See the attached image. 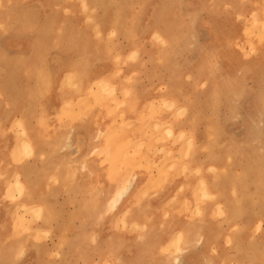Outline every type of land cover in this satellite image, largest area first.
Returning a JSON list of instances; mask_svg holds the SVG:
<instances>
[{
  "label": "rangeland",
  "instance_id": "1",
  "mask_svg": "<svg viewBox=\"0 0 264 264\" xmlns=\"http://www.w3.org/2000/svg\"><path fill=\"white\" fill-rule=\"evenodd\" d=\"M11 1L12 0H0V67H3V65L7 64L8 61L12 60V62H15L14 69L17 78L14 79L10 86L15 91L21 92L22 85L20 84L22 83V78L25 77L26 81L30 83L28 86H25L29 99L27 100V102L30 106H36L39 102V104H41V107L44 108L43 100L39 94L40 92L38 88H40V91H42L41 93L51 91V89L53 91V88H55V91L58 89L59 92L63 91L64 89L66 91L68 90L67 92L73 89L79 90V87L76 83H73L75 85L73 89L71 86L73 84L67 83L69 82V80H71L70 82H73L72 80L74 79L73 76H69V79L67 80L69 74H66L63 82H61V84H59L57 87L55 85V82H53L54 85L52 84V75L50 74L49 68H47V64L50 62V60H48L47 58L53 56V53L51 52L52 49H44L43 47L42 49L47 51L46 53L41 52L42 50L38 51L37 48L45 46L41 43H39V45H36L39 46L35 49L36 54L33 55L31 53V56L33 55L30 59L31 61L29 62L31 65L28 64L31 68H27L26 70H24L21 68L22 66H20L21 62H18L17 56L20 53L24 52L23 48L28 44V41H39V37L37 36L42 35L38 29H35L36 24L43 23L45 26V24L50 25L53 23L52 20H49L51 8H55L56 13L61 14V16H59V20L57 19L53 23V26L57 27L58 30L52 26H45V28L48 29L47 33L49 31L57 30L58 35L63 36V31H72L76 29L78 31L93 30L99 37H101L102 35H104V32H107L105 33V35H107V38H105V40L108 43L107 53H109L111 57V65L113 66V71L110 72V76L112 78V82H114V85L110 86L108 89H103V92L101 91L100 93V89H97L98 84L97 86L95 85L96 83L94 80L96 79H94L90 81L91 83L87 87L84 88V93L88 94V87H91V89L95 88L93 91L90 90L91 94L89 96H94L99 92L100 95H103V97H101L99 101L103 100V98H106L105 100H109L111 105L113 106L110 110V113H113L112 120L109 123L110 126L106 128L108 136H110L109 138L113 139V135L117 134L116 132H119V129L122 128L119 127V120L121 121L124 116H129L126 115L127 111H124L126 109L122 108L125 106L124 99L131 95V93L125 91V89L124 91H122L120 86L123 84H127L131 89V82L135 81V76L138 75L137 77L139 78L141 74L143 75L146 72L136 70L132 71L128 74V76H126V62H129L130 60H139L143 63L152 62L153 64H155L154 66L156 67V69L153 71V79H155V81H153V84L156 83V88L153 90V93L157 94L158 97H153L152 101H154L156 105L158 104V114H160V112L166 113L163 110V108L165 107L163 106L164 103L162 104L159 100L160 98L165 96L170 89H172L170 83L174 82L176 86L179 87L175 89V95L180 99V101L176 99V109L174 112L175 115H173L174 117L172 116L173 118L170 117V120H184V127L186 128V130H188L187 132L190 139L188 138V135L184 137L185 139L191 140L190 135H192L193 141H190L191 143L188 142V145H185L188 140L185 141V139L182 138L183 136H181L175 139L177 142L174 140L171 143H167V140L165 138L166 136L165 134H163V132H154L158 140V142H154V146L156 145L155 151L154 149H149L151 152L148 150V155H145L144 158L142 157V159H149L150 162L153 161V163L156 164L154 160L157 161V163H161V161L164 162V159L165 161L169 158L171 159L170 155L173 153V158L176 162H171L170 160H168L170 163L167 167L168 169H170V166L172 165L171 167L173 169V174L164 176V180L161 179L162 182L158 181L160 182V184H158L157 181H153L155 182L154 184L151 182L155 187L152 188L148 192V194L139 193L141 195V199L139 200V202H141L142 204L145 203L144 205L146 207H148L149 209L151 208L149 211L150 221L152 219L158 220V216L157 214H155V212L158 211L157 213H159L160 211H162L163 219L168 218V222L173 225L172 237L175 238V244L181 242L183 240V237L184 239L187 238L186 231L182 230L176 222L180 223L181 221H185V223H187V226L189 227L194 226V224L198 225V223L202 222V224L200 225L206 226V228H208V230H210L213 234V237L217 239L218 243H220L219 246H211V252L214 251L212 255H215L216 252L215 256H217V262H215L214 264H264V31H260L264 29V25H262L264 24V0H90L92 5L88 6H86L82 0ZM51 2L58 3V5L54 7L45 5V3L49 4ZM72 11H74L75 13ZM69 12L73 16H71ZM138 12H140L141 15H138ZM256 14L257 18L255 17ZM139 16L142 20L138 18ZM256 21H258L259 24L260 21L262 23L258 30L256 29L259 26L256 28H252V24ZM134 25L135 27H137L136 29ZM156 25H166L176 31V45L173 44L171 47L169 41L161 37L155 38L156 35H153V33H151V28ZM257 25L258 24H256V26ZM253 27L255 26L253 25ZM116 28L117 30H119L116 31ZM33 35H35V38L32 39V37H34ZM59 39L67 40L64 37ZM43 40H45V38H43ZM165 42L167 44H165ZM135 45H137L136 48H134ZM39 52L40 54H38ZM147 53H149L148 56ZM151 53L154 55V57H152ZM169 54H171V56ZM43 58L44 60L42 62ZM36 62L42 63L41 65L43 67L35 68L34 66H32ZM174 70H177V73H174ZM46 72H48L50 76L46 77ZM33 75L41 78L42 85L37 86L36 84H34L35 77H33ZM132 75L134 78H132ZM196 77H202V80L195 83L194 80L197 79ZM27 78L30 79V82ZM46 79H48L49 82L51 80V83L46 85ZM141 79L144 81L147 78H145L143 75ZM19 85L20 87H18ZM164 91L165 93H163ZM113 93H116V95L119 93L122 96V101L118 103L116 102L117 106L116 104H113L114 100L110 99V96L111 94L113 95ZM33 95L35 98L34 101H31V97H33ZM1 97H3L2 94L0 95V101L2 100ZM185 97L190 102L194 100L193 102H191L192 108H190L187 116H185V114L180 111L183 105L182 99ZM94 98L96 97L94 96ZM71 100V98L65 99L62 109L65 110V108L67 107L66 102L69 103L71 102ZM3 102L6 103V101L4 100ZM10 106L11 104L9 105V103H7V107L11 108ZM160 106L162 107L161 110L159 108ZM178 111H180L181 113L178 114ZM133 113L135 114L136 112H132V115ZM117 116H119L120 119ZM145 117V115H141L140 122L142 125H140V131H145L146 128H148L145 127V125L143 126V122L145 121L143 119ZM116 121H118L119 123ZM21 125L22 124L19 119H15L14 127H16L14 128L15 140L13 145H19V143H22L23 141L20 135H23L24 129L23 127H21ZM112 125L115 128V132H112L110 128ZM175 128L178 130L182 129L181 125L179 127L175 126ZM140 133L141 132H139V134ZM162 134L165 137L162 136ZM152 136L154 135L152 134ZM155 139L156 137L154 138V140ZM138 145H140V143ZM144 145L141 144L140 146L143 148ZM167 145L171 152L169 150L168 154H163ZM183 145L185 148L183 147ZM186 146H188L189 148ZM158 149H160L161 151H158ZM182 149H185V152L182 151ZM196 150L198 153H196ZM209 152H212V154L215 156L216 159L214 157H212V159H215L216 162L220 159L218 162L222 165L215 166L218 169L215 168L214 170H212L213 167H203L198 163V161L204 156H207ZM181 153L182 156H187V162L184 161V156L181 158ZM165 155L169 157L165 158ZM27 159L29 158L26 155L23 156V158H19L15 152L11 151V149H9L7 154L5 150H3V152L0 151V236L4 234L2 236L3 239L0 237V250L2 251H0V264H42V262L38 260V257H36V260L34 259L30 261V254L33 252L37 254L43 253L45 251L44 247L46 245V251L52 254V258H60V248L62 247V249H67L68 247V245L65 246V242L63 243V241H67V236L69 237L71 235V231H69L70 228L66 227L60 232L56 231L57 233L54 230L50 232L45 231L40 225L43 221L41 217L35 218L33 216L34 221L32 217H30V214L38 205L37 201L32 202L31 204L24 203L22 197L23 191L20 192L16 189L13 190L8 186V184L14 181L19 174V177H21L20 169L21 166H23V161H26ZM179 164L180 168L178 167ZM185 164H189L190 167L186 165V169L187 167H189V169L193 168L192 172L195 171V174L192 172L188 173L189 169L180 171L183 170L182 165H184L185 169ZM230 164H233L231 165L232 167L230 166ZM154 167L156 166L152 167L151 174L152 176L157 177L158 171H156V168ZM177 168H179V170H177ZM198 168L200 171L198 170ZM225 169L227 170V172ZM214 173L217 175H215ZM218 173L223 174L220 175ZM227 173H230L232 175L229 180L230 182L228 184V188L231 190L230 195L235 199L238 208L236 209L233 220L230 223L227 220L225 204L223 203L224 196L221 194L222 190L220 188L218 190L216 187H213L210 181V179L214 176L223 177L226 176ZM203 176L205 177L206 185L205 190L203 191L207 190L208 192L209 190V192H211L214 197H211V193H203L198 189L199 187L201 188V190L204 189L202 188L203 182L198 179V177L200 178ZM172 179L175 180L172 181ZM188 180L191 181L189 182ZM166 182L167 185L172 184V191L168 190L166 192ZM6 184L8 187H6ZM107 185L109 187L108 191H111L112 188H114L115 183L109 182ZM93 187L94 195L91 197H93L95 204L94 206L100 208L102 206V204L100 203H102V197L105 192L102 193L101 190L99 191L98 186ZM185 187L190 190L188 191ZM6 189L7 191H12L11 196H7V194L5 193ZM196 190L198 191V193H196ZM108 191H106V193ZM82 192H84L83 194H86L87 191L84 189V191ZM71 193L72 195L74 194L73 196H77L73 191L69 192L68 194L70 195ZM164 193L167 194V197H165ZM202 194L209 195L205 197L202 196ZM198 196L199 198H197ZM200 196L202 199H200ZM208 196H210L211 198H207ZM64 197V195H60L57 200L60 202L64 199ZM100 198L102 200H100ZM187 198L189 199L188 201H186ZM172 199H174V201ZM168 204H171V206H169ZM25 205H28V207H31L33 209L31 210V213L27 211V207ZM186 205H188L187 209H183L186 208ZM75 206L76 201L68 202L65 208L66 210L64 211L65 217H62V221L65 220L67 222H71V219H67V215L76 210ZM218 206L220 207L217 208ZM169 207H171V210ZM21 208L23 211L21 210ZM119 208L120 205H118V207H116V209H114L113 211L111 210V216L108 214H106L105 216V222L108 226L106 229L107 237H113L116 240V236L124 237L125 234L134 231V233L142 235L144 230V225L142 224V222L138 221L136 223L130 224L128 223L129 219H131V217L129 216L126 220H124L123 218L122 220H119L121 216V213L118 210ZM197 209L199 211H196L195 213V210ZM167 210L169 211V215H167ZM12 212L14 214H12ZM33 213H35V216H37L35 211ZM33 213L31 215H33ZM11 214L13 216L19 214L18 218H21V221H19V223L17 221L12 222L13 218L11 217ZM174 214L176 215L174 216ZM53 216L55 219L56 217L54 214ZM116 216L118 217V220H113L112 217ZM22 217L26 221H22ZM25 217H27V219H25ZM29 218L32 219V221H28ZM173 219L175 220L173 221ZM75 220L76 219H74V221ZM204 220H207V222ZM101 221H97L98 225L94 223L95 229H98V233H100V235ZM22 222L23 224L29 222L30 225L28 224L26 228L25 226L20 227L21 225L23 226ZM173 222L175 224H173ZM51 223L54 225L56 222L52 221ZM112 223L114 224L112 225ZM121 223H126L127 226L124 224L122 225ZM224 223L225 226H223ZM17 224L18 227H16ZM133 224L134 228L138 227L139 229H134ZM28 227L30 229H28ZM19 229L21 230V232ZM131 229L133 230L131 231ZM42 232H46L43 233L44 236L41 235ZM122 232L124 235L122 234ZM178 233L180 234V237L179 235L177 236ZM15 238L17 239L15 240ZM30 238L31 240L33 239V241H31ZM78 243L79 244H76L73 247L75 252L78 253L76 254V257L74 259L76 261H72V264H85L86 260L85 258H83V256L85 255L80 251L82 248V244L80 242ZM242 244L245 245L243 246ZM6 245L8 246L6 247ZM177 247H179V245ZM180 247H185V250L189 248L186 246ZM135 248V246H121L120 252H122V254L124 252L133 254V250H135ZM22 250L25 251V253ZM198 253V250L191 252L189 262L193 264L196 263L199 260L196 256ZM97 262L98 259L94 260L93 263ZM135 264H140V262H137Z\"/></svg>",
  "mask_w": 264,
  "mask_h": 264
},
{
  "label": "bare ground",
  "instance_id": "2",
  "mask_svg": "<svg viewBox=\"0 0 264 264\" xmlns=\"http://www.w3.org/2000/svg\"><path fill=\"white\" fill-rule=\"evenodd\" d=\"M13 1V0H12ZM11 1V2H12ZM83 2H84V4L86 5V6H88V5H92V3H91V1L90 0H82ZM22 2V1H21ZM76 2V1H75ZM150 2V1H149ZM25 3V2H24ZM52 3V2H51ZM66 3V2H65ZM77 3V2H76ZM1 4V3H0ZM10 4V3H9ZM68 4V3H67ZM70 4H74V3H70ZM98 4V3H97ZM181 4V3H180ZM8 5V4H7ZM24 5V4H23ZM52 5V4H51ZM62 5H63V3H62ZM149 5V4H148ZM47 7V6H46ZM52 7V6H51ZM61 7V6H60ZM76 7V6H75ZM152 7H153V5H152ZM4 8V7H3ZM57 8V7H56ZM10 9V8H9ZM8 9V10H9ZM53 9V8H52ZM51 9V10H52ZM140 9V8H139ZM143 9V8H142ZM69 11V10H68ZM142 11V10H141ZM11 12V11H10ZM72 12H74V11H72ZM12 13V12H11ZM70 13V12H69ZM68 13V14H69ZM75 13V12H74ZM139 14L138 15H141L140 14V12H138ZM66 14V13H65ZM58 15V14H57ZM70 15H71V13H70ZM137 15V14H136ZM255 15V14H254ZM59 16V15H58ZM71 16H73V15H71ZM256 18H257V14H256V16H255ZM10 18V17H9ZM58 18V17H57ZM138 18H140L141 19V17L139 16ZM59 20V19H58ZM136 20H139V19H136ZM142 20V19H141ZM145 20V19H144ZM54 18H53V23H54ZM40 22V21H39ZM58 22V21H57ZM78 22V21H77ZM53 23L52 24H45V26L47 27V26H52V27H54L53 26ZM138 23V22H137ZM149 23V22H148ZM66 24V23H65ZM82 24V23H81ZM81 24H80V26H81ZM211 24V23H210ZM256 24H258L257 26H256ZM261 21H260V24L258 23V21H256V22H254L253 24H252V28H256V27H258L256 30H258L259 28H260V26H261ZM83 25V24H82ZM89 25V24H88ZM149 25V24H148ZM212 25V24H211ZM244 25V24H243ZM253 25L255 26V27H253ZM262 25H264V24H262ZM45 26H44V24L43 23H38V24H36V26H35V29H38L39 31H40V33L43 35L44 34V36L43 37H47V30L48 29H46L45 28ZM56 26V25H55ZM64 27H65V25H64ZM134 27H135V25H134ZM148 27V26H147ZM54 28H56L57 29V27H54ZM80 28H82V27H80ZM137 27H135V29H136ZM250 29V28H249ZM53 30V29H52ZM58 30V29H57ZM119 30V29H118ZM117 30V28H116V31H118ZM142 30H143V27H142ZM147 30V29H146ZM260 31H264V29L263 30H260ZM260 31H259V34H260ZM35 32V31H34ZM49 32H51V31H49ZM61 32V31H60ZM67 32H69V31H63V33H64V35H65V33H67ZM250 32V31H249ZM256 32V31H255ZM55 33V32H54ZM138 33V32H137ZM137 33H136V35H137ZM151 33H153V35H156V37L155 38H157V37H161V38H163V39H165V40H167V41H169V43H170V46L172 47V45L174 44V45H176V38H175V35L177 34V32L176 31H174L173 29H171L169 26H166V25H163V26H161V25H156V26H153L152 28H151ZM189 33V32H188ZM252 33V32H251ZM141 34V33H140ZM143 34V33H142ZM246 34V33H245ZM248 34H250V33H248ZM53 34H51V36H52ZM63 35V34H62ZM118 38V37H117ZM258 38H259V36H258ZM33 39V38H32ZM38 39V38H37ZM40 39H42L41 37H40ZM40 39H38L39 41H40ZM67 40H68V38H66ZM129 40V39H128ZM133 40V39H132ZM137 40V39H136ZM171 40H172V43H171ZM59 41H62V40H60V39H58V42H56L55 43V47H60V42ZM93 41V40H92ZM26 42V41H25ZM134 42H135V40H134ZM148 42H149V40H148ZM70 43L71 42H69V40L67 41V44H65V45H67V47H70ZM94 43V42H93ZM144 43H146V42H144ZM163 43V42H162ZM240 43V42H239ZM123 44V43H122ZM130 44V43H129ZM135 44H137V43H135ZM165 44H167L166 42H165ZM39 45V44H38ZM71 45H72V43H71ZM41 46V45H40ZM141 46V45H140ZM197 46V45H196ZM9 47V46H8ZM39 47V46H38ZM137 47V45H135V47L134 48H136ZM149 47V46H148ZM156 47V46H155ZM41 48V50H42V47H40ZM92 48V47H91ZM116 48V47H115ZM147 48V47H146ZM12 49V48H11ZM68 49V48H67ZM27 50V49H26ZM40 50V49H39ZM100 50V49H99ZM104 50V49H103ZM248 51V50H247ZM6 52H7V50H6ZM15 52V51H14ZM47 52V51H46ZM153 52V51H152ZM30 53V52H29ZM8 54V53H7ZM11 54H12V52H11ZM61 54V53H60ZM140 54V53H139ZM148 54L149 53H147V56H148ZM215 54V53H214ZM34 55V54H33ZM32 55V56H33ZM151 55H152V57H154V55L151 53ZM170 56H171V54H169ZM8 56V55H7ZM32 56H31V54H25L24 52H22V53H20L18 56H17V59H18V62H21L20 64H18V65H20V66H29L28 64H30L29 62L31 61L30 59L32 58ZM58 56V55H57ZM56 56V57H57ZM64 56V55H63ZM68 56V55H67ZM138 56H140V55H138ZM159 56V55H158ZM176 56V55H175ZM174 56V57H175ZM66 57V56H65ZM89 57V56H88ZM101 57V56H100ZM152 57H150V58H152ZM221 58V57H220ZM20 59V60H19ZM48 59V58H47ZM55 59V58H54ZM59 59V58H58ZM169 59V58H168ZM1 60V59H0ZM4 60V59H3ZM11 60V59H10ZM43 60H44V58L42 59V62H43ZM46 60V59H45ZM49 60H51V59H49ZM60 60V59H59ZM136 60V59H135ZM222 60V59H221ZM27 61V62H26ZM66 61V60H65ZM128 61V60H127ZM131 61V60H130ZM130 61H129V63H130ZM139 61V60H138ZM150 61H152V60H150ZM220 61V60H219ZM7 62V61H6ZM89 62V61H88ZM221 62V61H220ZM219 62V63H220ZM45 63H46V61H45ZM127 63V62H126ZM137 63V62H136ZM152 63V62H151ZM157 63V62H156ZM167 63V62H166ZM15 62H12V60L11 61H8L7 62V64H5V65H3V67H0V93L3 95V97H1L2 98V100H4V101H6L7 103H10L11 105H12V107H13V111H16L17 109L18 110H20V108H25L26 107V104H25V106L23 107V105L24 104H22V100H23V98H22V92H19V91H15L11 86H10V84H12V82L14 81V79L15 78H17V75H16V73H15V69H14V67H15ZM42 63H34L32 66H34L35 68L36 67H43L42 65H41ZM163 64V63H162ZM161 64V65H162ZM31 65V64H30ZM97 65H99V64H97ZM128 65V64H127ZM134 65V64H133ZM132 65V66H133ZM136 66H137V64H135ZM172 65V64H171ZM19 66V67H20ZM89 66V65H88ZM218 66H219V64H218ZM79 67V66H78ZM77 67V68H78ZM97 67V66H96ZM127 67V66H126ZM31 68V67H30ZM67 68V67H66ZM86 68V67H85ZM123 68V67H122ZM128 68V67H127ZM126 68V69H127ZM129 68H130V66H129ZM222 68H223V66H222ZM44 69V68H43ZM89 69V68H88ZM87 69V70H88ZM95 69V68H94ZM125 69V70H126ZM215 69V68H214ZM218 69V68H217ZM60 70V69H59ZM77 70V69H76ZM34 71V70H33ZM54 71H55V69H54ZM123 71H124V69H123ZM51 72V71H50ZM92 72H93V70H92ZM35 73V72H34ZM41 73H43V72H41ZM52 73V72H51ZM50 73V74H51ZM82 73V72H81ZM81 73H79V72H76V71H72V72H69L68 74V78H67V80L69 79V76H73V77H76V75L77 74H81ZM139 73V72H138ZM174 73H177V70H174ZM50 74L48 73V72H46V77H48V76H50ZM84 74V73H83ZM86 74V73H85ZM212 74V73H211ZM28 75V74H27ZM126 76H128V74H125ZM55 76V75H54ZM138 76V75H137ZM33 77H35L34 79H35V82H37V81H41V78H39V77H37L36 75H33ZM29 78H32V77H29ZM43 78V77H42ZM117 78V77H116ZM132 78H134L133 77V75H132ZM197 78V77H196ZM202 77H199V78H197V79H195L194 81H195V83H197V82H199V81H201L202 79H201ZM23 79V78H22ZM28 79V78H27ZM77 79V78H76ZM83 79H85V78H83ZM112 78H111V76H110V73H107V74H103L102 76H100V77H98V78H96V80H94L95 81V85L97 86V84H98V88L97 89H100V93H101V91L103 92V89H108L110 86H112V85H114L113 83L114 82H112V80H111ZM30 79H28V81H29ZM45 80V79H44ZM47 80V79H46ZM81 80V79H80ZM137 80V79H136ZM152 80V79H151ZM71 80H69V82H67L68 84L69 83H72V82H70ZM93 81V82H94ZM130 81V80H129ZM176 81H177V79H176ZM20 82V81H19ZM30 82V81H29ZM52 82H53V80H52ZM65 82V83H66ZM83 82V81H82ZM50 83H51V80H50ZM91 82H89V80H87V83H86V87L90 84ZM132 84L133 83H135V81H133V82H131ZM53 85H54V83H52ZM132 84H131V89L129 88V86L127 85V84H123V85H121L120 86V88H121V90L122 91H124V89H125V91H127V92H130L131 94H132V91H133V89L135 90L136 88H133L132 87ZM21 85V84H20ZM20 85L18 86V87H20ZM81 85V84H80ZM170 85H171V87H172V89H168L169 91L167 92V90H166V95L165 96H163L162 98H160V102L163 104L164 103V105L163 106H165L164 108H163V110L165 111V110H167V112L166 113H161L160 112V114H158V104L156 105L155 104V102L154 101H152V100H150L148 103H147V107L145 106L144 107V110H142L141 112H136L135 114H133V115H129V116H124L123 117V119L120 121L119 120V122H120V126L119 127H122V128H120L119 129V132L117 131L116 133L117 134H114L113 135V139L112 138H105L103 141H104V143H105V147L102 149L101 148V150L98 152V150L97 151H95V153H94V157L95 158H99V160L101 161V163L102 162H104V164L105 163H108V164H110V166H114V167H116L117 168V164H121V165H125V169H124V167L123 168H121V169H119L120 171H118V170H116V169H113L112 167H109V170H110V178H111V180L112 181H110V183L111 182H114L115 183V186H114V188H112V190L110 191H108V189L107 190H105L104 188H103V186H101L103 183L102 182H95V183H91L89 186H88V188L89 187H91V186H98L99 187V191L101 190V192L103 193V192H105L104 193V195H103V200L100 198V200H102V203H100V204H102V206L99 208H97V206H94L95 204H94V200H93V197H91L90 195H87V193H88V191L86 192V194H83L84 192H82V191H84V189L86 190L87 188V183L85 184V182H83V183H81V182H76V181H72V180H70V179H67V180H63V179H66V178H68V177H66V174L67 175H69L68 174V171H67V169H66V161L64 162V160H63V158H60V159H58V160H56L57 159V157H55L54 156V154H55V152L57 153V151H55L53 148H51V150L48 152V153H46L47 154V156L46 155H44L43 154V151H41V150H38V148H37V140H36V138H34V137H32L33 135H28L26 132H25V130H24V132H23V135H20L21 137H22V139H23V141H22V143H19V145H13V147H12V149H11V151L12 152H15L16 153V155L19 157V158H23V156H27L28 158H31L30 159V161H29V159L27 160V161H29V162H25V164H23V166H21V169H20V173H21V177H19V175L17 176V178L16 177H14V178H16L14 181H12V182H10L9 184H8V186L10 187V188H12L13 190L14 189H16V190H18V191H20V192H22L23 191V195H22V197H23V202L24 203H26V204H31L32 202H36L37 201V207L33 210L31 207H28V205H25L26 207H27V211L29 212V213H31V210H33V212L35 211L36 212V215L37 216H35V213H33V215H31L30 214V217H32V219L35 217V218H38V217H41V219H43V221H42V224H40L41 225V227L45 230V231H52V230H54L55 232L57 231V232H60L61 230H63V229H65L66 227H69L70 228V230L69 231H71V235L68 237L67 236V241L65 240V241H63V243L65 244V246L66 245H68V247H67V249H62V247L60 248V252L59 253H61V255H59V257H60V261L59 262H57V263H49V264H65V259H66V256L68 255V253H69V251H70V257L72 258V257H74L78 252H75V250L74 249H72V247H74L73 245H71V243H72V241H73V239H76L77 238V240L75 241V244H79L78 242H80L81 244H82V248H81V252L82 253H84V255L85 256H83V258H85L86 259V261H87V257H90V255H94V256H96V257H98L100 260L97 262V263H93V264H135V263H137L138 262V260L137 261H135L134 259L136 258V256L134 255V256H126V257H124L123 255L124 254H122V252H120V248H121V246H128L127 244L129 243V242H133V239H132V237H140L141 239L142 238H148V237H154V235H151V224H153V223H151L150 224V222H148V219H150L149 218V216L148 215H145L144 217H143V221H142V224L144 225L143 227H144V230H143V234L142 235H136V236H134V235H130V236H125L124 234H123V232H122V234L124 235V237H120V236H116V240L113 238V237H108V238H103L102 239V237H101V235L102 234H104V233H102L101 235H100V233H98L99 231H98V229H95V226L93 227V226H91V225H93L92 223H95L96 225H98V223H97V221H101L102 219H104L105 218V216H106V214H108V215H110V212H111V210L113 211L114 209H116V207H118V205H120V208L118 209L119 210V212L121 213L120 215L122 216H120V218H119V220H122V218L124 219V220H126L127 219V217L129 216V217H131V219H129V222L128 223H136V222H138L137 221V219H135V217H137L136 215H138L139 213H142L141 212V210L143 209V210H145L146 211V207H144L143 205L145 204H142L141 202H139V200L141 199L140 198V194H148V192L152 189V188H154L155 186H153L152 185V183L154 184L155 182H153V181H160V182H162L161 181V179L162 180H164V176H167L168 174H169V171H172L171 169H172V165L170 166V170L168 169V167L167 166H169V161L168 160H170L171 162H174L175 160H174V158H173V156H174V154L172 153L170 156H171V159L169 158V159H167L166 161H165V159H164V162H162L161 161V163L159 164V163H157V161H155L154 160V162H156V164L155 163H153V161L152 162H150V160L149 159H142V157L144 158V156L145 155H148V150L150 149V150H152V149H154V151H155V146H154V142H158V140H157V136H156V134L154 133V132H158V131H161V132H163V134H165V136L162 134V136H164L165 138H166V140H167V143H171L172 141H174L176 138H179V137H181V136H183L182 138L183 139H185V137L188 135V130H186V128L184 127V123H183V121H182V119H181V121H177V120H170V117H172L173 115H175L174 114V112H175V105H176V99H178L179 101H180V99L175 95V89L176 88H179V87H177L176 86V84L174 83V82H172V83H170ZM32 86V85H31ZM72 86V89H73V87L75 86L74 84L73 85H71ZM42 87V86H41ZM81 87V86H80ZM170 87V88H171ZM33 88V87H32ZM31 88V89H32ZM117 88V87H116ZM201 88H203V87H201ZM54 89V88H53ZM68 89V88H67ZM95 89V88H94ZM94 89H91V87H88V94L86 93L85 95H90L91 94V91L90 90H94ZM151 89V88H150ZM20 90V89H19ZM38 90H39V92L41 93L42 91H40V88H38ZM61 90V89H60ZM113 90V89H112ZM146 90H148V89H146ZM164 90V89H163ZM21 91V90H20ZM68 91V90H67ZM96 91V90H95ZM157 91H159V90H157ZM53 92V91H52ZM97 93L96 95H94L96 98H94V100L96 99V101L98 102L99 100H100V98L101 97H103V95H100V93ZM146 92V91H145ZM161 92V91H160ZM33 93V92H32ZM31 93V94H32ZM36 93V92H35ZM62 93V92H61ZM68 93V92H67ZM69 93H71V92H69ZM163 93H165V91L163 92ZM0 94V95H1ZM24 94V93H23ZM25 94H26V92H25ZM73 94H74V92H73ZM72 94V95H73ZM95 94V93H94ZM104 94V93H103ZM160 94V93H159ZM162 94V93H161ZM179 94V93H178ZM36 95V94H35ZM70 95V94H69ZM126 95V94H125ZM141 95V94H140ZM146 95V94H145ZM38 96V95H37ZM41 96V95H40ZM93 96V95H92ZM137 96V95H136ZM64 97V96H63ZM130 97L132 98V95H130ZM32 99H31V101H34V95H33V97H31ZM93 98V97H92ZM39 99V98H38ZM81 99H83V98H81ZM81 99H80V102H84V101H81ZM86 99H88L89 100V98H85L84 100H86ZM104 99V98H103ZM106 99V98H105ZM104 99V100H105ZM110 99L111 100H114L113 101V104L115 105L116 104V102L118 103V102H121L122 100H120L118 97H117V95H116V93H113V95L111 94V96H110ZM43 100V99H42ZM138 100V99H137ZM136 100V101H137ZM183 100V105H182V108H181V112L183 113V114H185V116H187V114H188V112H189V110H190V108H192L191 106V102H193V101H189L186 97L185 98H183L182 99ZM39 101V100H38ZM143 101H144V99H143ZM142 101V102H143ZM41 102V101H40ZM88 102V101H87ZM87 102H84L85 104H87ZM139 102V101H138ZM2 103V102H1ZM83 103V104H84ZM107 103V102H106ZM109 103H110V101H109ZM180 103V102H179ZM85 104H84V106H85ZM98 104V103H97ZM129 105H130V102L128 103ZM66 105H67V107H69V108H65V110L63 109V111L64 112H66V111H69V109L71 108V106H75L76 104H72L71 102H69V103H67L66 102ZM95 105V104H94ZM41 106V105H40ZM63 106H64V103H63ZM62 106V107H63ZM78 106V105H77ZM92 106V105H91ZM91 106H90V108H91ZM99 106V105H98ZM102 106H103V104H102ZM116 106H117V104H116ZM36 107L37 106H33V105H29V106H27L26 107V109H27V111H26V113L25 112H23L22 114H24L25 113V115L27 116L28 114H32V112L36 109ZM109 107V106H108ZM113 106L111 105L110 106V110H111V108H112ZM37 108H39V107H37ZM88 108V107H87ZM92 108H93V106H92ZM95 108V107H94ZM93 108V109H94ZM107 108V107H106ZM134 108H135V106H134ZM160 108V110H161V106L159 107ZM40 109V108H39ZM50 109V108H49ZM79 109V108H78ZM81 109V108H80ZM122 109H124V107L122 108ZM17 110V111H18ZM91 110V109H90ZM36 111V110H35ZM45 111V110H44ZM76 112V110H73V112ZM86 111H87V109H86ZM89 111V110H88ZM125 112L127 111V110H124ZM180 111H178V114L179 113H181ZM49 112H52V111H49ZM91 112V111H90ZM93 112V111H92ZM101 112V111H100ZM111 112V111H110ZM128 112V111H127ZM134 112V111H133ZM81 113V112H80ZM116 113V112H115ZM123 113V112H122ZM5 114V113H4ZM49 114V113H48ZM77 114V113H76ZM89 114H91V113H89ZM101 114V113H100ZM111 114V113H110ZM128 114H130V111H129V113ZM127 113H126V115H128ZM25 115H23V116H25ZM43 115H45V114H43ZM64 115V114H63ZM68 115V114H67ZM70 115V114H69ZM78 115V114H77ZM119 115V114H118ZM141 115H145L146 117L143 119V120H145L143 123V126L145 125V127H148V128H146V130L145 131H140L139 130V128H141V126L140 125H142L141 124ZM151 115V116H150ZM9 116V115H8ZM7 116V117H8ZM73 116V115H72ZM112 116H113V113L110 115V117H111V119H110V122H111V120H112ZM148 116V117H147ZM178 116V115H177ZM6 117V118H7ZM35 117V116H34ZM63 117V116H62ZM117 117H119V116H117ZM122 117V116H121ZM174 117V116H173ZM172 117V118H173ZM2 118V117H1ZM32 118H33V116H32ZM178 118V117H177ZM180 118H182V117H180ZM183 118H184V116H183ZM34 119V118H33ZM96 119V118H95ZM119 119H120V117H119ZM176 119V118H175ZM97 120V119H96ZM118 120V119H117ZM32 121V120H31ZM44 121V120H43ZM79 121H81V119H79ZM85 121V120H84ZM24 122V121H23ZM116 122H118V121H116ZM116 122H115V124H116ZM118 122V123H119ZM81 123V122H80ZM83 123V122H82ZM73 124V123H72ZM98 124V123H97ZM177 124V125H176ZM191 124V123H190ZM87 125V124H86ZM90 126L92 125V124H89ZM98 125H100V124H98ZM118 125V124H117ZM117 125H116V129H117ZM181 125V127H182V129H176L175 128V126H177V127H179ZM33 126V125H32ZM39 126V125H38ZM93 126V125H92ZM108 126H110V124L108 125ZM16 127V126H15ZM14 127V128H15ZM21 127H22V125H21ZM35 127V126H34ZM40 127H41V125H40ZM61 127V126H60ZM72 127V126H71ZM76 127V126H75ZM74 127V128H75ZM89 127V126H88ZM87 127V128H88ZM13 128V129H14ZM49 128V127H48ZM86 128V127H85ZM111 128V130H112V132H115L114 131V127H113V125L110 127ZM17 129V128H16ZM28 129V128H27ZM51 129V128H50ZM79 129V128H78ZM109 129V128H108ZM19 130H20V128H19ZM30 130V129H29ZM69 130V129H68ZM74 130V129H73ZM165 130V131H164ZM48 131H50V130H48ZM63 131V130H62ZM77 131H79V130H77ZM32 132V131H31ZM36 132V131H35ZM60 132V131H59ZM105 133V135H106V137H110V136H108V133H107V129L105 130V131H101L100 129L98 130V133L96 134V136L98 135L99 137L101 136V134L102 133ZM139 132H141L140 134H139ZM191 132V131H190ZM33 133V132H32ZM109 133H110V131H109ZM151 133V134H150ZM34 134V133H33ZM41 134V133H40ZM39 134V135H40ZM72 134V133H71ZM81 134V133H80ZM148 134H150V135H148ZM152 134L154 135V136H152ZM192 134V133H191ZM2 135V134H1ZM0 135V136H1ZM56 135V134H55ZM58 135V134H57ZM56 135V136H57ZM116 135V136H115ZM51 136V135H50ZM112 136V135H111ZM115 136V137H114ZM185 136V137H184ZM191 136V140H189L190 139V137H189V135H188V138L189 139H185V141H187L186 143H185V145L187 144L188 145V142L189 143H191L190 141H193L192 140V135H190ZM64 137V136H63ZM156 137V139L154 140V138ZM20 139V138H19ZM216 139V138H215ZM63 140V139H62ZM73 140V139H72ZM80 140H81V138H80ZM79 140V141H80ZM151 140V141H150ZM164 140V139H163ZM180 140H181V138H180ZM20 141V140H19ZM53 141V140H52ZM54 141H55V139H54ZM57 141V140H56ZM73 141H75V139L73 140ZM152 141H153V143H152ZM176 141V140H175ZM10 142V141H9ZM50 142V141H49ZM64 142V141H63ZM81 142V141H80ZM177 142V141H176ZM184 142V141H183ZM204 142H205V140H204ZM41 143V142H40ZM52 143V142H51ZM92 143V142H91ZM140 143V145L142 144V145H144L143 146V148L140 146V145H138ZM181 143V142H180ZM43 144V143H42ZM49 144V143H48ZM62 144V143H61ZM74 144H76V143H74ZM94 144V143H93ZM46 144H44V146H45ZM73 145V144H72ZM78 145V144H77ZM176 145V144H175ZM5 146H7V145H5ZM52 146V145H51ZM154 146V147H153ZM160 146V145H159ZM179 146V145H178ZM197 146V145H196ZM2 147V146H1ZM61 147V146H60ZM81 147V146H80ZM92 147V146H91ZM183 147H184V145H183ZM186 147H188V146H186ZM222 147V146H221ZM7 148V147H6ZM40 148H43V147H40ZM49 148V147H48ZM73 148V147H72ZM178 148V147H177ZM185 148V147H184ZM189 148V147H188ZM223 148V147H222ZM1 149V148H0ZM95 149H96V147H95ZM94 149V150H95ZM197 149V148H196ZM221 149V148H220ZM146 150V151H145ZM149 150V151H150ZM156 150H157V148H156ZM160 149H158V151H159ZM169 148H168V145H167V147H166V149L164 150V153L163 154H168L169 153ZM172 150H173V148H172ZM185 150V149H184ZM183 149H182V151H184ZM203 150V149H202ZM161 151V150H160ZM163 151V150H162ZM200 151V150H199ZM146 152V153H145ZM151 152V151H150ZM170 152H171V150H170ZM175 152V151H174ZM185 152V151H184ZM194 152V151H193ZM62 153V152H61ZM69 154H70V152H68ZM104 154L103 156H101L100 154ZM196 153H198L197 152V150H196ZM162 154V153H161ZM188 154V153H187ZM222 154V153H221ZM40 156V158L43 156V157H47V158H42V160L40 161V164L39 165H35L34 164V162L36 161V158H35V156ZM59 155V154H58ZM61 155V154H60ZM192 155V154H191ZM138 156V157H137ZM176 156H178V155H176ZM184 156V161H186L187 159H186V157H185V155H183ZM182 156V153H181V158L183 157ZM13 157V156H12ZM55 157V158H54ZM67 157V156H66ZM86 157H88V156H86ZM166 157H169V156H167V155H165V158ZM212 157H214L215 158V156L212 154V152H209L208 154H207V156H204L202 159H200L199 161H198V163L201 165V166H203V167H207V166H211V167H213L212 168V170H214L216 167L215 166H221L222 164L221 163H219L218 161L220 160H218L217 162L215 161V159L213 160L212 159ZM159 158V157H158ZM161 158V157H160ZM178 158V157H177ZM235 158V157H234ZM155 159V158H154ZM56 160V161H55ZM24 162V161H23ZM130 162H132V163H130ZM176 162V161H175ZM187 162V161H186ZM190 162V161H189ZM193 162V161H192ZM221 162V161H220ZM179 163V162H178ZM181 163V162H180ZM54 164H57V165H54ZM131 164V165H130ZM177 164V163H176ZM75 165H76V163H75ZM81 167L83 168V169H85L86 168V164H85V161L83 160L82 162H81ZM186 165L187 164H185V169H184V165H182V167H183V170H180V171H184V170H187V169H189V164L187 165V166H189V167H187V169H186ZM231 165H233V164H230V166ZM64 166V167H63ZM153 166H156V167H154V168H156V171H158V175H157V177L155 176H151V173H152V167ZM70 167H73V165L72 166H70ZM120 167V166H119ZM122 167V166H121ZM129 167H131L132 169L130 170V168ZM143 167V169L144 170H146V172L148 171V175H149V180L148 179H144V181H141V182H139V183H136L137 181V179H136V177H137V175H138V173H140L141 175H143V173H142V171L140 172V168H142ZM179 168H180V164H179V166H178ZM182 167H181V169H182ZM232 167V166H231ZM56 168H58V169H56ZM76 168H78L77 167V165H76ZM179 168H177V170H179ZM75 169V168H74ZM80 169V168H79ZM193 169V168H192ZM192 169H189L188 170V173H191L192 172ZM216 169H218V168H216ZM198 170H199V168H198ZM198 170H196V171H198ZM210 170V169H209ZM226 170V169H225ZM230 170V169H229ZM78 171V170H77ZM83 171V170H82ZM155 171V172H156ZM200 171V170H199ZM216 171V170H215ZM214 171V172H215ZM71 172H72V169H71ZM79 172V171H78ZM81 172V171H80ZM154 172V173H155ZM173 172V171H172ZM176 172V171H175ZM195 172V171H194ZM194 172H192V173H194ZM223 172V171H222ZM226 172H227V170H226ZM82 173V172H81ZM177 173V172H176ZM187 173V174H188ZM197 173V172H196ZM33 174H34V176H33ZM36 174V175H35ZM79 174V173H78ZM195 174V173H194ZM212 174V173H211ZM215 174V173H214ZM218 174H223V173H218ZM71 176H73L74 175V172H72L71 174H70ZM175 175V174H174ZM197 175V174H196ZM198 175H199V173H198ZM215 175H217V174H215ZM224 175H225V173H224ZM70 176V177H71ZM207 176V175H206ZM232 175L229 173H227V175L226 176H223V177H219V176H214V177H212L211 179H210V181H211V184L213 185V187H216L218 190H219V188L222 190L221 192V194L224 196L223 197V203L225 204V210H226V213H227V220L229 221V223L233 220V217H234V215H235V212H236V209H238L237 208V204H236V202H235V199L233 198V197H231V195H230V192H231V190L228 188L229 186H228V184H229V180H230V177H231ZM0 177H1V175H0ZM69 177V178H70ZM79 177V176H78ZM77 177V178H78ZM180 177V176H179ZM182 177H184V176H182ZM190 177V176H189ZM72 178V177H71ZM76 178V179H77ZM7 179V178H6ZM11 179V178H10ZM168 179V178H167ZM176 179V178H175ZM198 179L199 180H201L200 182L203 184V186H202V188H204V189H202L201 190V188L199 187L198 189L200 190V192H203V193H205V192H207V190L206 191H203V190H205V177L203 176V177H198ZM187 180V179H186ZM171 181V180H170ZM169 181V182H170ZM189 182L191 181V180H188ZM193 181V180H192ZM152 182V183H151ZM160 182H158V184H160ZM164 183V182H163ZM200 183V184H201ZM11 184V185H10ZM108 184V183H107ZM200 184H199V186H200ZM166 185H167V182H166ZM174 185V184H173ZM7 186V184H6V187H8ZM165 186V185H164ZM184 186H186V185H184ZM190 186V185H189ZM156 187H157V185H156ZM161 187V186H160ZM211 187V186H210ZM212 187V188H213ZM109 188V187H108ZM169 188V187H168ZM186 188V187H185ZM161 189V188H160ZM187 189V188H186ZM168 189H166V191H167ZM188 190V189H187ZM190 190V189H189ZM188 190V191H189ZM217 190V191H218ZM71 191H73V192H75L76 194L75 195H77V196H73L72 195V193L69 195L68 193L69 192H71ZM77 191H80V192H77ZM106 191H108L107 193H106ZM156 191V190H155ZM188 191H185V192H188ZM93 192V191H92ZM98 192V191H97ZM179 192V191H178ZM5 193L7 194V196H11V194H12V191L10 192L9 190L7 191V189H6V191H5ZM99 193V192H98ZM140 193V194H139ZM196 193H198V191L196 190ZM207 193H211V192H209V190H208V192ZM22 194V193H21ZM89 194V193H88ZM165 194V193H164ZM209 194H207V195H209ZM60 195H64L65 197H64V199L62 200V201H58L57 200V198L60 196ZM99 195V194H98ZM100 195H102V194H100ZM150 195V194H149ZM158 195V194H157ZM161 195V194H160ZM188 195V194H187ZM197 195V194H196ZM201 195V194H200ZM206 194L205 195H203L202 194V196H207ZM211 195H212V193H211ZM219 195V194H218ZM236 195V194H235ZM15 196V195H14ZM216 196V195H215ZM187 197V196H186ZM205 197H203V198H205ZM210 196H208L207 198H209ZM211 197H214V195H212ZM210 197V198H211ZM21 198V197H20ZM72 198V199H71ZM197 198H199V196L197 197ZM242 198V197H241ZM147 199V198H146ZM181 199V198H180ZM179 199V200H180ZM200 199H202L201 198V196H200ZM216 199V198H215ZM245 199V198H244ZM2 200V199H1ZM13 200V199H12ZM19 200V199H18ZM21 200V199H20ZM98 200V199H97ZM153 200V199H152ZM173 201H174V199H172ZM189 199L187 198V200L186 201H188ZM199 200V199H198ZM242 200V199H241ZM69 201H76V206H75V209L76 210H74L73 212H71V213H69L68 215H67V219H71V222H67V221H65V220H63L62 221V217L65 215L64 213V211L66 210L65 208H66V205L68 204V202ZM147 201V200H146ZM181 201V200H180ZM186 201H185V203H186ZM210 201V200H209ZM208 201V202H209ZM59 202V203H58ZM97 202V201H96ZM144 202H145V200H144ZM169 202H171V201H169ZM190 202V201H189ZM201 202H203V201H201ZM200 202V203H201ZM18 203V202H17ZM150 203V202H149ZM192 203H193V200H192ZM205 203H206V201H205ZM1 204V203H0ZM59 204V205H58ZM151 204V203H150ZM208 204V203H207ZM210 204V203H209ZM9 205V204H8ZM7 205V206H8ZM58 205V206H57ZM122 205V206H121ZM169 205V204H168ZM2 206H4V205H2ZM10 206V205H9ZM24 206V207H25ZM150 206V205H149ZM169 206H171V204L169 205ZM184 206V205H183ZM187 206L188 205H186V208H183V209H187ZM190 206V205H189ZM202 206V205H201ZM208 206V205H207ZM206 206V207H207ZM24 207H22V208H24ZM57 207V208H56ZM220 206H218L217 208H219ZM222 207V206H221ZM2 208H5V207H2ZM11 208V207H10ZM22 208H21V210H22ZM152 208H154V207H152ZM170 208V210H171V207H169ZM136 209H138L137 211H136ZM149 209V208H148ZM151 209V208H150ZM149 209V210H150ZM168 209V208H167ZM148 210V211H149ZM156 210V209H155ZM177 210V209H176ZM223 210V209H222ZM5 211V210H4ZM8 211V210H7ZM23 211V210H22ZM77 211H78V214H77ZM168 211V210H167ZM181 211V210H180ZM190 211V210H189ZM188 211V212H189ZM192 211V210H191ZM196 211H199L198 209L197 210H195V213H196ZM116 212V211H115ZM158 212V211H157ZM157 212H155V214H157ZM182 212V211H181ZM186 212V211H185ZM200 212H202V211H200ZM200 212H197V213H200ZM206 212V211H205ZM219 212H220V210H219ZM28 213V214H29ZM136 213H138V214H136ZM175 213V212H174ZM190 213V212H189ZM223 213V212H222ZM221 213V214H222ZM9 214V213H8ZM12 214H14L13 212H12ZM11 214V215H12ZM19 214H20V211H19ZM18 214V215H19ZM53 214L55 215V219H54V216H53ZM147 214V213H146ZM177 214H179V213H177ZM186 214V213H185ZM215 214V213H214ZM248 214V213H247ZM18 215H12L11 217L13 218V220H12V222H18L19 223V221H21V218H18L19 216ZM142 215V214H141ZM167 215H169V211H168V214ZM176 214H174V216H175ZM184 215V214H183ZM223 215V214H222ZM21 216V215H20ZM34 216V217H33ZM111 216V215H110ZM134 216V218H132ZM139 216H140V214H139ZM153 216V215H152ZM155 216V215H154ZM196 216H197V214H196ZM241 216H243V215H241ZM240 216V217H241ZM65 217V216H64ZM222 217V216H221ZM250 217V216H249ZM108 218V217H107ZM188 218V217H187ZM205 218V217H204ZM218 218H219V216H218ZM25 219H27V217H25ZM32 219H28V221H32ZM40 219V218H39ZM54 219V220H53ZM65 219V218H64ZM74 219H76L75 221H74ZM112 219L113 220H118V217L116 216V217H112ZM139 219V218H138ZM191 219V218H190ZM194 219V218H193ZM200 219V218H199ZM11 220V219H10ZM9 220V221H10ZM109 220H111V219H109ZM166 220H168V218L166 219ZM175 219H173V221H174ZM177 220V219H176ZM196 220V219H195ZM243 220V219H242ZM22 221H26V220H24V218L22 217ZM33 221H34V219H33ZM39 221V220H38ZM37 221V222H38ZM52 221H55L56 223L53 225L51 222ZM77 221V223H75ZM172 221V220H171ZM179 221V220H178ZM189 221H191V220H189ZM204 221H206L207 222V220H204ZM120 222V221H119ZM125 222V221H124ZM194 222V221H193ZM227 222V221H226ZM247 222V221H246ZM25 223V222H24ZM168 223V222H167ZM167 223L165 224V225H167ZM176 223H178V222H176ZM195 223H197V222H195ZM213 223V222H212ZM22 224H23V222H22ZM28 224H29V222L27 223H25V224H23V226L21 225L20 227H24L25 226V228L28 226ZM39 224V223H38ZM114 223H112V225H113ZM122 224V223H121ZM124 225H126V223H123ZM122 224V225H123ZM138 224V223H137ZM156 224V223H155ZM171 224V223H170ZM173 224H175L174 222H173ZM200 224H202V222L201 223H198V225L197 224H194V226H187V224L186 223H181V225H180V228L182 229V230H184V231H186V233H187V238L189 239V241L190 242H193V243H195V244H201V247L200 248H202V249H204L205 250V256H204V259H205V264H214L215 263V261L216 260H214V256L212 255V253L214 252H211V247H208V246H206L209 242H211V243H216V242H218V241H213L212 239L214 238L213 237V234L211 233V231L210 230H208V228H206V226H202V225H200ZM208 224H210V223H208ZM6 225V224H5ZM30 225V224H29ZM221 225V224H220ZM4 226V225H3ZM92 227V228H90V227ZM120 226V225H119ZM127 226V225H126ZM155 226V225H154ZM153 226V227H154ZM208 226V225H207ZM212 226V225H211ZM216 226V225H215ZM223 226H225V223H224V225ZM227 226V225H226ZM16 227H18V224L16 225ZM15 227V228H16ZM89 227V228H88ZM150 227V228H149ZM164 227V226H163ZM163 227H161L162 228V230H163ZM169 227H173V225H171V226H169ZM246 227V226H245ZM133 228H134V224H133ZM136 229L138 228V227H135ZM134 228V229H135ZM213 228H216V227H213ZM223 228V227H222ZM17 229V228H16ZM28 229H30L29 227H28ZM31 229H33V228H31ZM139 229V228H138ZM137 229V230H138ZM221 229V228H220ZM20 230V229H19ZM18 230V231H19ZM104 230V229H103ZM119 230V229H118ZM133 229H131V231H132ZM142 230V229H141ZM161 230V231H162ZM181 230V231H182ZM224 230V229H223ZM241 230V229H240ZM17 231V230H16ZM171 231V230H170ZM169 231V232H170ZM221 231V230H220ZM235 231V230H234ZM233 231V232H234ZM239 231V230H238ZM20 232H21V230H20ZM54 232V233H55ZM56 232V233H57ZM135 232V231H134ZM139 232V231H138ZM153 232V231H152ZM168 232V231H167ZM214 232V231H213ZM1 233V232H0ZM3 233V232H2ZM43 233H46V232H42L41 233V235H43L44 236V234ZM140 233H142V232H140ZM180 233H184V232H180ZM232 233V232H231ZM39 234V233H38ZM117 234H118V232H117ZM117 234H115V235H117ZM134 234V233H133ZM155 234V233H154ZM171 234V233H170ZM4 235V234H3ZM2 235V236H3ZM27 235V234H26ZM33 235V234H32ZM32 235H31V237H32ZM40 235V234H39ZM40 235V236H41ZM128 235V234H127ZM163 235V234H162ZM179 235V237H180V234L178 233L177 234V236ZM221 235V234H220ZM238 235V234H237ZM239 235H241V234H239ZM2 236H0L1 238H2ZM35 236V235H34ZM114 236V235H113ZM157 236H159V234L157 235ZM167 236V235H166ZM176 236V235H175ZM176 236V237H177ZM17 237V236H16ZM168 237V236H167ZM218 237V236H217ZM220 237V236H219ZM28 238V237H27ZM122 238H124V239H122ZM158 238V237H157ZM233 238H234V236H233ZM3 239V238H2ZM8 239V238H7ZM17 238H15V240H16ZM62 239V238H61ZM60 239V240H61ZM180 239V238H179ZM186 239V238H185ZM220 239V238H219ZM229 239V238H228ZM232 239V238H231ZM242 239V238H241ZM30 240H31V238H30ZM30 240H28V241H30ZM137 240H139V239H137ZM150 240V239H149ZM149 240H148V242H149ZM174 240H175V238H174ZM178 240V239H177ZM183 240H184V237H183ZM183 240H182V242H183ZM187 240V239H186ZM230 240V239H229ZM235 240V239H234ZM233 240V241H234ZM238 240H239V238H238ZM20 241V240H19ZM31 241H33V239L31 240ZM152 241V240H151ZM259 241V240H258ZM93 243V247L91 248L90 247V245L89 244H87V243ZM181 242V243H182ZM186 242V241H185ZM244 242V241H243ZM5 243V242H4ZM3 243V244H4ZM13 243V242H12ZM24 243H26V242H24ZM138 243H139V241H138ZM151 243V242H150ZM149 243V244H150ZM176 242L175 241H173L172 243H170L168 246H166V247H163V249L165 248L166 249V251L168 252H170V255H171V258H170V256H169V260H167L166 262H163V263H161V264H192V263H187V262H185L184 261V259H183V257H182V252L185 250V247H180L181 246V243H180V245H179V247H177L178 246V244H175ZM28 244V243H27ZM165 244V243H164ZM219 244V243H218ZM232 244V243H231ZM240 244V243H239ZM139 245H140V243H139ZM183 245H185L184 243H183ZM229 245V244H228ZM243 246L245 245V244H242ZM8 245H6V247H7ZM130 246H132V245H130ZM134 246V245H133ZM156 246V245H155ZM159 246V245H158ZM219 246V245H218ZM241 246V245H240ZM81 247V246H80ZM142 247H144V246H142ZM145 247H146V245H145ZM157 247V246H156ZM76 248V247H75ZM155 248V247H154ZM14 249V248H13ZM47 249V248H46ZM80 249V248H79ZM139 249V248H138ZM188 249V248H187ZM207 249V250H206ZM78 250V249H77ZM76 250V251H77ZM157 250V249H156ZM218 250V249H217ZM245 250V249H244ZM254 250V249H253ZM1 251V250H0ZM15 251V250H14ZM23 251V250H22ZM147 251V250H146ZM197 251V250H196ZM225 251V250H224ZM2 252V251H1ZM8 252V251H7ZM24 253H25V251H23ZM72 252V253H71ZM144 252V251H143ZM142 252V253H143ZM166 252V253H167ZM188 252V251H187ZM242 252V251H241ZM45 253H47L46 251H45ZM92 253V254H91ZM125 253V252H124ZM163 253H165V252H163ZM23 254V253H22ZM128 254V253H127ZM153 254V253H152ZM12 255V254H11ZM28 255V254H27ZM38 255V254H37ZM50 255V254H49ZM52 255V254H51ZM79 255V254H78ZM151 255V254H150ZM156 255V254H155ZM158 255V254H157ZM215 255H216V252H215ZM218 255V254H217ZM9 256V255H8ZM21 256V255H20ZM167 256V255H166ZM190 256H191V254H190ZM259 256H262V255H259ZM7 257V256H6ZM39 257V256H38ZM68 257V256H67ZM151 257V256H150ZM168 257V256H167ZM10 258V257H9ZM54 258V257H53ZM97 258V259H98ZM163 258V257H162ZM258 258V257H257ZM18 259V258H17ZM22 259V258H21ZM52 259V258H51ZM148 259H150V258H148ZM155 259V258H154ZM168 259V258H167ZM237 259V258H236ZM261 259V258H260ZM260 259H259V261H260ZM32 259H30V261H31ZM92 260V259H91ZM219 260V259H218ZM238 260V259H237ZM263 260V259H262ZM39 261H40V259H39ZM69 261V260H68ZM239 261V260H238ZM264 261V260H263ZM158 262H161V261H158ZM224 262V261H223ZM253 262V261H252ZM32 263V262H31ZM83 263V262H82ZM17 264V263H16ZM30 264V263H29ZM42 264H47V263H42ZM84 264V263H83ZM86 264V263H85ZM140 264H153V263H149V261H146V259L144 260V261H141L140 262ZM154 264H156V263H154ZM243 264V263H242ZM260 264H263V263H260Z\"/></svg>",
  "mask_w": 264,
  "mask_h": 264
},
{
  "label": "crops",
  "instance_id": "3",
  "mask_svg": "<svg viewBox=\"0 0 264 264\" xmlns=\"http://www.w3.org/2000/svg\"><path fill=\"white\" fill-rule=\"evenodd\" d=\"M45 5H50V6L54 7V6L58 5V3H49V4L45 3ZM51 9H50L51 14L49 15L50 16L49 20L53 21V18H54V20L59 19V16H61V14H58L59 15L58 16L55 8H53L52 10ZM105 33H107V32H104L103 33L104 35L99 37L97 35V33L93 30H80V31H78L76 29V30H72V31L65 33L66 35L61 36V35H58L57 30H54V31L48 32L46 38L43 37L44 35H40V36L38 35L37 36V37H39V39H40V37L41 38L43 37V38H45V40H43V38H42V39H40V41H35V42L34 41H28V44L23 48L25 54H31V53L36 54L35 49L38 47L36 45L39 43H41L42 45H45V46H42V48L44 47V49H46V48L52 49L51 52L53 53V56L48 58V60L49 59H51V60L47 64V68H49V71L52 72V73L50 72L52 75L51 80H53V82H55L56 87L59 84H61V82H63L66 74H68L69 72H72V71H76L79 73L82 72L80 75L77 74L76 77H74V79L72 80L73 82L71 83V84L76 83L77 86L79 87V90L73 89V90L69 91L71 93H69V92L67 93V91L65 89L63 91L59 92L58 89L55 91V88H54L53 92L51 89V91H46L45 93L44 92L39 93L40 95L42 94L41 98L43 99V107L44 108H42L40 106L41 104H39V102H38V104L36 106L39 107L40 109L36 107V109H35L36 111L34 110L32 112V114H28L26 116L25 115V113L27 111L26 107L29 106V103L27 102V100H29V99H28L27 90H26L25 86H28L30 83H28L26 81V78L23 77L22 83H21L22 91H23V92L21 91L22 92V98H23L22 104H24L23 107L26 104V107L20 108V110L17 109L18 111L17 110L13 111L14 109H13L12 105L10 106L11 108H8L7 102L5 103V102H3V100L0 101V135L2 134L0 136V148H1L0 151L3 152V150H5V152L7 154L9 149H12L13 143L15 140L14 129H13L14 128V122H15V119H19V121L21 122L22 127L25 130V132L28 135H30V136L33 135L32 137L36 138L38 150L43 151V154L47 156L46 153H48L51 150V148H53L55 151H57V153L55 152V154H54V156L57 157L56 160L63 158L64 162L66 161L65 162L66 163V169H67L69 175L66 174V177H68V178L63 179V180L70 179V180L76 181V182H81V183L85 182V184L87 183L86 184L87 185L86 191H88V193H89V194L87 193V195H90V196L94 195L92 192V191H94V189H93L94 185L88 188V186L91 183L102 182L103 188L105 190L108 189L107 183L112 181L110 178L109 167H112L113 169H116L118 171H120L119 169H121L123 167L125 169V165L117 164V168H116L113 165L110 166V164H108V163H105V164H104V162L101 163L99 158L94 157L95 151L98 150V152H99L101 150V148L103 149L105 147V143L103 140L105 138H109V137H106L104 132L101 134L100 137L98 135L96 136V134L98 133L99 129L101 131H105L106 128L108 127L109 123H110V106H111V103H109V100H104V99L97 102L96 99L94 100V96H88V95H85V93H84V88L86 87L87 80H89V82H90V81L102 76L104 73L107 74V73H110L111 71H113V66L111 65V62H112L111 57H110L109 53H107L108 43L105 40V38H107V35H105ZM51 34H53V35L51 36ZM33 36L34 37H32V38H35V35H33ZM62 37L68 38L69 42H71L72 45L70 43V47H67V45H65V44H67L68 40H62V41H59L61 43L60 47H55L56 46L55 43L58 42V39L62 38ZM39 49L41 51L40 47L37 48L38 51H39ZM44 49H42L41 52L46 53V51ZM38 54H40V52ZM97 64H99V65H97ZM135 64H137V66ZM154 65L155 64H153L151 62L143 63L141 61H131L130 63L129 62L126 63L125 69L128 67L125 70L126 74H129L132 71H136V70L137 71H146L145 74H143V75L145 78H147L143 81L141 79V77L143 76L142 74L140 75L139 78L137 76H135V83L132 84V87L136 88V89L135 90L133 89V91H132V94H131L132 98L129 95L128 97H126L124 99V101H125L124 108L128 111L127 114L130 111V114H128V115H132L133 110L135 112H141L142 110H144L145 106L147 107V103L150 100H152L153 97H155V98L158 97L157 94L153 93V90L156 88V83L153 84V81H155V79H153V71L156 69V67ZM129 66H130V68H129ZM21 68L26 70L27 68H30V67L23 65ZM54 69H55V71H54ZM92 70H93V72H92ZM83 78H85V79H83ZM45 82H46L45 83L46 85L50 83L48 81V79ZM34 84L39 86V85H42V82L38 81V83L35 82ZM146 89H148V90H146ZM25 92H26V94H25ZM73 92H74V94H73ZM117 97L121 100L122 96L118 93ZM68 98H71L72 104L74 103L76 105L71 106L69 111L64 112L62 109L63 108L62 106H63L64 100L68 99ZM81 98H83V99H81ZM85 98H89V100L88 99L84 100ZM80 99H81V101H84V102L88 101L87 104H85L84 102H80ZM143 99H144V101H143ZM129 102H130V105L128 104ZM83 103L85 104V106ZM102 104H103V106H102ZM9 105H10V103H9ZM91 105L93 106V108L94 107L95 108L93 109ZM90 106H91V108H90ZM134 106H135V108H134ZM86 109H87V111H86ZM73 110H76V112L75 111L73 112ZM49 111H52V112H49ZM23 112H25V113L22 114ZM165 112H167V110H165ZM89 113H91V114H89ZM43 114H45V115H43ZM23 115H25V116H23ZM32 116L34 119L32 118ZM79 119H81V121H79ZM97 123L100 125H98ZM89 124H92L93 126L92 125L90 126ZM40 125H41V127H40ZM48 130H50V131H48ZM77 130H79V131H77ZM55 134L56 135L58 134V135L56 136ZM80 138H81V140H80ZM54 139H55V141H54ZM72 139L73 140L75 139V141H73ZM74 143H76V144H74ZM44 144H46V145L44 146ZM5 145H7V146H5ZM40 147H43V148H40ZM95 147H96V149H95ZM68 152H70V154ZM100 155L103 156L104 154L101 153ZM46 156L45 157L42 156L41 158L39 155L35 156L36 161L34 162V164L39 165L42 158L48 157V156L47 157ZM86 156H88V157H86ZM30 159L31 158H29V161H30ZM27 160L24 161L23 164H25V162H29ZM83 160L85 161V164H86L85 169H83L80 165ZM75 163H76L78 168H76ZM130 163H132V162H130ZM54 165H57V164H54ZM72 165H73V167H70ZM129 168H130V170L132 169L131 167H129ZM56 169H58V168H56ZM71 169H72V172H74L73 176L70 175L72 173ZM171 170L173 171V169H171ZM141 171H142L143 175L138 173V175L136 177L137 183L144 181V179L149 180L148 171L146 172V170H144L143 167L140 168V172ZM172 171H169V174H173ZM151 176H152V174H151ZM174 180L175 179H172V181H174ZM165 189L172 191L173 190L172 184L167 185ZM165 197H167V194H165ZM143 206L146 207L145 205H143ZM145 209H146V211L143 209L141 210L142 213H139L140 216L138 213H136V214H138V215H136L137 217H135V219H137V221L142 222L143 217L145 215H148V216L150 215L149 214L150 210L148 209V207H146ZM137 210L138 209H136V211ZM162 214H163L162 211L157 213L158 220L152 219L150 221V219H148V222H150V224L153 223V224H151L152 225L151 228L150 227L149 228L151 229L150 230L151 235H154V237L151 236V237H148V238L145 237L142 239L140 237H132L133 242L131 241L127 245L128 246L134 245L136 248H135V250H133L134 251L133 254L123 253L124 257L135 255L136 256V258L134 259L135 261L138 260V262H141V261H144L146 259V261H149V263L151 262L153 264L154 263L161 264V263L166 262L167 260H169L171 258L170 252L169 251L167 252L165 248L163 249V247H166L170 243L175 241L174 238L172 237V233H173L172 228L173 227L172 228L169 227L172 224H170V222H168V220L166 221V219H163ZM132 218H134V216ZM105 220H106V218L102 219V221H101V228H100L101 234L104 233L101 235L102 239L108 238L107 233H106V229L108 226H107V223L105 222ZM183 222L185 223V221H181L180 223H177V225L180 226L181 223H183ZM75 223H77V222H75ZM166 223H167V225H165ZM92 224L93 225H91V226L94 227V223H92ZM161 227H163V230ZM90 228H92V227H90ZM133 233L134 232L127 233L128 235L125 234V236L127 237L130 235L131 236L132 235H134V236L138 235L136 233H134V234ZM158 234H159V236H157ZM137 239H139V240H137ZM186 239H184L183 242L181 241L182 243L181 242L177 243L178 245H180V243H181V246L189 247L188 249L184 250L181 253L184 261L187 263H191V262H189L190 253L198 250L199 253L196 256L198 257L199 260L194 264H205V259H204L205 250L202 248H199V247H201V244H195L193 242H190L188 238H186ZM76 240L77 239H73L71 245H73V246L76 245L75 244ZM148 240H149V242H148ZM212 240L214 242L217 241L216 238H213ZM138 241H139L140 245H139ZM211 242H209L206 246L211 247L212 245H219L220 244V243L218 244V242H216V243H211ZM183 243L185 245H183ZM87 244H89L90 247L91 246L93 247V243L89 242ZM145 245H146V247H145ZM142 246H144V247H142ZM44 248L46 251V248H47L46 245ZM72 249H74V248L72 247ZM45 251L41 254L38 253V255H37V253L33 252L30 254V257L32 260H34V259L36 260V257L39 256L38 260L40 259V262H42V263H57L60 261V258H58V257L52 258L51 254L48 253L47 251H46L47 253H45ZM163 252H165V253H163ZM67 256H66V259L64 261L65 264H72V261H76V260H74L76 255L72 258L70 257V251H69ZM169 256H170V258H169ZM213 256H214V260H216L215 262H217V256H215V255H213ZM97 258L98 257H96L94 255H90V257H87V261H85V263L86 264H93L94 260H96ZM148 258H150V259H148ZM99 260L100 259L98 258V261ZM158 261H161V262H158Z\"/></svg>",
  "mask_w": 264,
  "mask_h": 264
}]
</instances>
